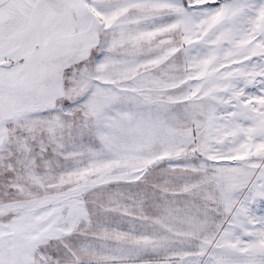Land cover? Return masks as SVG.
Listing matches in <instances>:
<instances>
[{
    "label": "snow or ice",
    "instance_id": "snow-or-ice-1",
    "mask_svg": "<svg viewBox=\"0 0 264 264\" xmlns=\"http://www.w3.org/2000/svg\"><path fill=\"white\" fill-rule=\"evenodd\" d=\"M0 264H264V0H0Z\"/></svg>",
    "mask_w": 264,
    "mask_h": 264
}]
</instances>
